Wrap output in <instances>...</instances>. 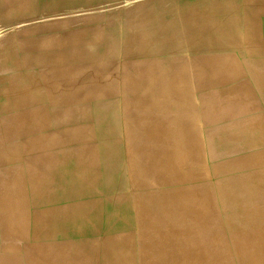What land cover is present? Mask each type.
<instances>
[{
  "label": "rangeland",
  "instance_id": "374dc122",
  "mask_svg": "<svg viewBox=\"0 0 264 264\" xmlns=\"http://www.w3.org/2000/svg\"><path fill=\"white\" fill-rule=\"evenodd\" d=\"M257 2V0H238L239 9H235L236 11L233 12H226L224 4L214 5V3H207L199 6V10L196 12L171 13L167 11L165 12V7L167 8L174 4L185 5L182 0H82L77 1L76 4L72 1L60 2L57 0L53 3L52 0H48L47 2L44 0H33V12L31 11V13L27 15L26 19L28 22L31 21V23H37L39 26L43 25L44 22L50 24L58 23L53 27L51 26L48 29L49 32L40 35L41 37L44 35H48L50 37L53 35L66 34L69 36V39H71L72 35H76V33L81 36L83 34L82 37L78 36L81 39L80 42H76V39L70 40L73 43L76 42L74 43L75 45L70 48L71 50L73 49L72 51L74 55V73L76 75H80L79 77L75 76V93L81 89V86H84V89H88L90 99L97 100L98 91L103 88L109 90H112L111 88H113L114 90H117V92L113 91L114 93L120 94L121 85H126L129 82V73L130 70L133 69L136 61L137 69H140L142 66H144L143 68H146L147 66L145 65H151L147 68L155 67L158 70L178 66L176 74L166 78V89H163L165 90V96L167 95L171 98L172 95L174 100L186 101L187 103L200 100L202 103L205 102L207 105L214 108L217 101L226 103V98L223 97L217 100L218 98H215L214 96L216 94V90L210 91V93H208L209 95H202L201 92L199 93L196 90H202L203 88L208 89L209 87L219 90L225 89V87L230 85V82L235 78L236 74H238L235 71V66H238L239 68V64L236 60L228 57L227 53L233 51V48H235L238 44L253 43L251 40H258V36H261L258 29H255L252 26L253 22L257 21V17L254 16L256 13L245 11L243 8L245 7L244 5L252 3L257 4ZM71 5H73V7ZM189 8L194 9L193 11L196 10L193 6H190ZM228 13L234 14L236 17L238 16L242 18L243 16L244 19H246L245 23L242 25L239 24L238 26V30L240 31L239 33L242 36V41L240 43L228 44V42L220 38V31L221 33L223 32L222 28L225 26V19ZM184 14H186L187 17ZM67 15L72 17V20L69 23L63 21V18L67 17ZM169 16L174 17V20L176 21L173 23L172 20H167V17ZM179 17L187 18L183 21L184 29L180 26V21L177 20ZM22 18L24 20V17H21L20 19ZM9 20L12 19H0V35L8 33L11 29L7 23ZM43 20L45 21L43 22ZM233 21H229L230 25ZM165 27H169L170 31L173 33L171 37H169L168 34L165 35ZM95 31L101 32V37L99 39H95L93 37ZM160 31H162V33L165 32L162 37L163 39L161 38L162 33H160ZM182 31L185 38L184 45H181L178 41V34H181ZM7 41L8 38L5 39L6 43ZM73 43H71L70 46H72ZM160 43H163L165 50L160 49V47L156 48L155 44L160 45ZM153 44L154 46L152 47L151 45ZM254 45L256 46L257 44ZM178 50L179 52L184 50L183 52L187 53L183 54V58L176 59L175 57L177 56H174V54L170 52H178ZM194 51L197 55H200L199 58L194 59L195 61L189 59L190 56L194 55ZM61 56L62 54L60 53L56 55V60L57 58H61ZM48 57L52 59L49 55L41 56L42 59H46ZM195 63L197 65H195ZM182 64L183 66H180ZM214 64H217L218 66V70L215 69L216 78L213 77V72L208 68L214 66ZM3 73V69H0V76L3 75ZM145 82L157 84L159 81L156 79L142 81V83ZM161 82L165 83V79L160 81V83ZM241 91L242 93H246L243 89ZM156 93H159V91L153 92L151 90L145 93V98H143L144 102H154L156 96H163V94L159 95ZM192 94H199V96L192 97ZM89 108L93 111H97L91 126L93 135H95L94 137L98 136L97 133L100 134L102 131L107 134L109 132H119L118 126H121L122 123H116L114 121V118H117V115L113 106L106 105L105 107H99L96 104L94 105V103H90ZM158 123L159 122H156L155 125H150L153 126V128H148V138L150 139L149 141L153 142V145L150 146V148H155V153H159L145 157V159L149 158L148 166L151 168L153 167L151 169V173L154 174L148 172V175L149 178L153 176L154 182L157 184H155L157 188H149L148 186L144 187V185L140 182L136 185L134 184L133 180H136L137 173L145 169L142 167L143 164L139 160L133 161V158H131V164H125L120 171V184L110 190L105 189L108 191H106L103 196H109L108 199H110L114 205H117L126 203L127 201L133 202L147 190H154L152 198L155 199V201L148 203L147 205L149 209L156 210L153 211L150 221H156V223L159 224L163 220L166 224L168 221L178 218L181 220V224H184L185 212L183 213V210L177 209L171 210L167 204V202L176 200V190H178L181 195V198H178L181 199V201H185L183 205L185 209H188L189 206H191L190 202L196 200L198 204L204 200L207 204V209H209V212L205 211V215L212 213L216 217L224 218L227 222L237 228L253 232L254 226L249 225V220L255 215L253 216L248 214V211L253 210L256 207H261L262 209L264 208V155H262L263 153H258V148L255 146L257 141L246 140V144L250 147L241 148L233 146L231 141L225 138L217 139L214 142L207 140L203 142V153H201L202 148L200 140L198 139L186 140L184 143H180V140H175V144L170 147H166L167 145H165L164 142L165 123L162 120L159 124ZM145 125L146 127H149V124L145 123ZM112 144V141H109L101 146L99 137L96 142L94 141V150L97 151L96 155H99H97L98 160H110L111 156L109 150L114 149L116 151L119 150L123 154V158L125 157L126 162L129 156H127L123 143L121 142L120 145H117L119 147H113ZM165 153H167L168 156H174V158L169 161V158L167 156L165 157ZM181 162L198 169V171H200V177L195 178L191 174L188 177H183V180L175 181L174 179L166 180L165 178V181L162 182L161 177H158L155 172L161 168L165 169L164 166L171 167L173 165L180 164ZM12 167L15 169L13 170ZM12 167L3 169L4 167L0 165V187L10 183L9 181L18 177L19 169L21 168ZM109 176V173H106L104 170L102 174L100 173L99 177L101 181H104L101 184L102 189L105 188V181L109 178ZM203 184L204 186H202ZM14 190L15 189L13 187V191ZM25 192H30L28 187H26ZM173 192L176 193V196L165 199V197H167L165 195ZM190 192H192V194H190ZM161 208L163 209L161 210ZM178 213L179 215H177ZM138 220V217L133 218L131 231H129L130 236L134 237L136 249L146 248L148 250L147 253L149 257H151L153 254V246L151 245V241L145 242L140 239L141 235L138 233L137 229ZM124 234L129 235L127 231H125L123 235ZM203 235L210 236V233L205 232ZM11 238H14V240L11 241H13V251L15 253L13 258L10 260V264H29L32 261L33 263L34 261L39 263L36 256H29L32 250L31 247L25 246L27 249L24 247L25 244L29 243L27 242V237L22 238L18 234L17 236H12ZM2 239H4V241H2ZM6 242L7 234L0 233V252H2L1 246ZM72 242V240H69L65 243H59L57 247H63L66 245L67 248L70 246L72 249L76 250V248L80 245L84 246L82 247L84 249L86 247L85 244H87V247L90 249V245L94 243L92 241L90 243L83 242L81 244L73 242L72 244ZM225 244L226 243L218 245L213 243L210 245L209 243H206L207 246L212 247L210 249L212 254L221 258V260L217 261L227 260L226 262L232 264V262L235 261L232 253L234 251L230 248V246ZM178 249L179 253H181L180 256L187 250V248L183 246ZM95 256L98 260H92V263L100 264L99 248H97V253L94 255V258ZM16 259L19 261H16ZM26 260L30 262H26ZM89 261H91V257L87 259V264H89ZM181 261H183V259ZM75 263L80 264V262ZM39 264H41V262ZM70 264L72 263L70 262Z\"/></svg>",
  "mask_w": 264,
  "mask_h": 264
},
{
  "label": "bare ground",
  "instance_id": "6f19581e",
  "mask_svg": "<svg viewBox=\"0 0 264 264\" xmlns=\"http://www.w3.org/2000/svg\"><path fill=\"white\" fill-rule=\"evenodd\" d=\"M44 1L47 2L48 0ZM52 1L53 3H55L57 0ZM59 1H72L76 4L77 1L82 0ZM257 1V4H264V0ZM182 2L187 6H193V8H196V5L202 6L207 3H214V5L224 4L226 12H233L236 11L235 9H239L238 0H182ZM33 4V0H0V19L19 20L21 17H24V19H26L27 15H29L33 9ZM71 6L73 7V5ZM168 19L172 20L173 23L176 21L174 20V17L169 16L167 17V20ZM186 19L187 18L184 17H179L177 19L178 21H180V26L182 28L183 21ZM71 20L72 17L70 15H67V17L63 18V21L66 23H69ZM245 20L246 19H244L243 16L241 18L238 16L236 17L234 14L228 13L225 19L226 23L223 27L224 29L222 28L223 32L221 33L220 31V38L228 42V44L240 43L242 41V36L239 33L240 31L238 30V26L239 24L242 25L243 23H245ZM229 21H233L231 25ZM33 24H35V27L39 26L37 25V23ZM18 30L26 31L27 29L21 28L17 29V31ZM33 30L36 31L37 28ZM165 31V35L168 34L169 37L173 35L169 27H165ZM182 33L183 31L181 32V34H178V41L181 43V45H184L185 38ZM8 36V33L0 35V69L4 68V63L8 57V44L5 42V39L8 38ZM78 36L82 37L83 34L81 36L76 33V35H72L71 39H76V42H80L81 39ZM93 37L95 39H99L101 37V32L95 31ZM47 39H49V41H47ZM52 39V37L39 39L40 43L41 41L44 42L41 48L40 56L49 55L52 57V59L54 58L56 62V55L62 53L55 48L57 46L52 43ZM74 43L72 44V46H70L71 43H69L68 48H72L75 45ZM195 65L197 64L195 63ZM208 68L213 72V77L216 78L215 69L218 70L217 64H214V66ZM235 71L236 73L240 74L238 66H235ZM3 80L4 78L1 75L0 101L2 100L5 92L3 88ZM73 84H75V82H73L72 85ZM3 105L6 106L4 103ZM4 109L8 110V107ZM96 114L97 111H93L91 108H88V113L86 115L87 117L85 118L86 124L82 126L75 124L71 125L70 127L65 125L63 130L56 131L58 133L63 132L64 134L69 135V137H71L73 140L75 139V136L77 134H87V136L92 138L95 142L99 137L101 146L108 143L109 141H112L113 147L120 145L121 142L123 143L122 138L119 136V132H109L107 134L102 131V133H97L98 136L94 137L95 135H93L91 126ZM37 123L38 122L28 121L27 123H25L24 130L28 132L33 131V126L35 127V130L39 128V126H41V128L45 126L42 122L38 124ZM143 127L147 128L145 124H143ZM49 131L46 130L45 134H49ZM143 131L147 132V135L149 137L148 129ZM43 132L44 130L42 131V134H44ZM44 140H47V142L49 143L47 137ZM33 144L29 147L38 150L40 149V147H43L46 142L36 141L33 142ZM94 146L92 147L94 151L92 157L95 160L92 159V161L85 163L81 161L79 165H77L76 163L73 165L67 164L59 168L52 169L51 171L38 173H34V171L30 170H20L18 177L9 181L10 183L0 187V233L7 234V238H9V242H6L5 244L3 243V245L1 246L2 252H0V264H3V261L5 264V261H10L11 258H13L15 252L13 251L14 245L13 241L11 240H14V238L11 237L17 236L18 234L22 238H28L27 242L29 243L25 244L24 247H31L32 250L30 254L28 253L29 256H36V259L39 261V263L41 262V264H70V262L72 264H74L75 262H80V264H87V259H89L90 257L91 261H89V264H94L92 263V260H98L96 256L94 258V255L97 253V248L100 249V264H229V262H226L227 260L217 261L221 260V258L212 254V251L210 250L212 247L207 246L206 243H209L210 245L213 243H216L218 245L226 243L225 245L230 246V248H232V250L234 251L232 253L235 259L232 264H264V208L262 209L261 207H256L253 210L248 211V214H251L253 216L255 215L249 220V225L254 226L253 232H249L245 229L237 228L236 226L227 222L224 218L216 217L212 213L205 215V211H208L209 209H207V204L204 200L198 204L196 200L190 202L191 206H189L188 209H185L183 206L185 201H181V199H179L181 198V195L179 194V191L176 190L177 196L175 192L168 193L167 195H165L167 196L165 197V199L173 196L177 197L176 200L167 202V204L168 207L171 208V210L177 209L183 210V213L185 212V220L183 222L184 224H181L182 222L178 218L172 219L166 224L163 222V220L159 224L156 223V221L151 222V215L153 214V211L156 210L149 209L147 205L148 203H152L153 201H155V199L152 198L154 190H147L143 193V195L137 197V199L133 202L127 201L126 203L117 205H114L111 200L108 199L109 196H103L106 191L120 184V171L122 167L125 166V164H131V158L128 157L125 162V157L123 158V154L119 150L116 151L114 149H110V160H98V154L96 155L97 151L94 150ZM47 151L50 150L48 149ZM95 157L97 158V160ZM34 159L35 158H33L32 161H35ZM2 161L3 159L0 156V165H2ZM164 168L168 169L165 170L161 168L155 171L157 176L161 177L162 182L165 181V178L166 180H183V177H188L191 174L195 178L200 177V171H198V169H195L187 164H183V162L171 167L164 166ZM103 170L106 173H109L110 176L105 181V188L102 189L101 184L104 181H101L99 176L100 173L102 174ZM146 178H149L148 172H146L145 170H141L139 173H137V178L136 180H133V182L135 185L140 182L142 185H144V187L148 186L149 188H157V184L156 182H154V180L150 183H146L145 181H143ZM202 186H204V184ZM13 187L15 189L14 191ZM26 187L29 188L30 192H25ZM190 194H192V192H190ZM28 196H30L32 199L28 200ZM162 209L163 208H161V210ZM177 215H179V213ZM134 217L139 218L137 222V229L138 233L141 235L140 239L145 242L151 241V245L153 246V254L151 257H149L147 253L148 250L146 248L136 249L134 244V237L130 236L129 231H131L132 221ZM125 231H127L129 235H123ZM205 232L210 233V236H204L203 234ZM69 240H72L74 243L78 242L80 244L83 242L90 243L93 241L94 245L92 244V246L89 244L90 249L87 247V244H85L86 247L84 249L82 248L84 246L80 245L79 247H77L78 250L77 248L76 250H74L70 246L67 248L66 245H64L63 247H57L59 243H65ZM182 246L186 247L187 250L180 256L181 253H179L178 248ZM25 249H27V247H25ZM182 259L183 261H181ZM28 260H26V262H30ZM16 261L19 260L16 259ZM39 263L35 261L33 263L32 261L29 264Z\"/></svg>",
  "mask_w": 264,
  "mask_h": 264
},
{
  "label": "crops",
  "instance_id": "0c3cea01",
  "mask_svg": "<svg viewBox=\"0 0 264 264\" xmlns=\"http://www.w3.org/2000/svg\"><path fill=\"white\" fill-rule=\"evenodd\" d=\"M196 6V10L193 11L190 6L174 4L165 7V12H196L199 10V6ZM244 6L245 11L256 13L254 16L257 17V21H254L252 26L258 29L261 36H258V40H251L253 43H247L248 45L238 44L233 51L227 53L228 57L237 61L240 70V74H236L230 85L220 90L212 87L196 90L205 95L216 90L214 96L218 98L217 100L226 98V103L217 101L214 108L200 100L187 103L165 96L163 89H166V78L175 75L178 66L158 70L155 67L147 68L151 65H145L146 68L142 66L137 69L136 61L133 69L130 70L129 82L121 85L120 94L114 93L113 91L117 92V90L113 88L112 90L103 88L98 91L97 100L90 99L88 89H84V86L75 93L74 84L72 85L76 75L73 70L74 55L68 48L69 43L73 42L70 41L69 36L66 34L50 36L53 38L52 43L57 46L55 48L63 54L56 62L54 58L42 59L40 56L44 42L40 43L39 39L49 37L40 35L49 32L48 29L58 23L50 24L43 20V25L35 27V24L23 18L7 21L11 29L7 41L8 57L2 75L5 92L0 101V156L3 159V169L14 166L21 168L19 172L30 170L38 173L51 171L67 164L79 165L81 161L85 163L95 160L92 157L94 140L87 134H77L73 140L69 135L56 131L63 130L65 125L70 127L75 124L81 126L86 124L85 118L90 103L99 107L113 106L117 115L114 121L122 123L118 126L119 136L123 140L127 156L139 160L146 172L151 173L152 168L148 166L149 161L145 157L159 152L155 153L154 149L150 148L153 142L149 141L147 132L143 130L153 127L150 125H155L161 120L165 123L166 147L175 144V140L184 143L186 140L198 139L203 153V142L207 140L214 142L225 138L230 140L233 146L241 148L250 147L246 144V140H256L258 153L264 155V4L252 3ZM21 28L27 30L17 31ZM35 28L36 31L33 30ZM164 33L161 34V38ZM151 46L153 47L154 44ZM155 46L165 50L163 43ZM183 51L169 52L177 56L176 59H180L184 57V53H187ZM193 54L189 59L200 57L196 52ZM154 79L159 82L142 83ZM163 79L165 83H160ZM242 89L246 93H242ZM151 90L159 91L158 94L163 96H156L154 102H144L145 93ZM191 96H199V94ZM3 103L8 110L4 109L7 107ZM28 121L42 122L45 126L43 128L39 126L36 130L33 126L34 132H26L24 127ZM145 123L149 124V127H143ZM43 130L44 134L46 130H50V133L45 136L42 134ZM46 137L49 143L44 140ZM36 141H44L46 144L38 150L30 148L29 146ZM48 149L50 151H47ZM166 156L169 161L174 158L165 153ZM33 158L35 161H32ZM153 180L151 176L143 181L150 183ZM28 198L32 199L30 196ZM5 264H10V261H5Z\"/></svg>",
  "mask_w": 264,
  "mask_h": 264
}]
</instances>
